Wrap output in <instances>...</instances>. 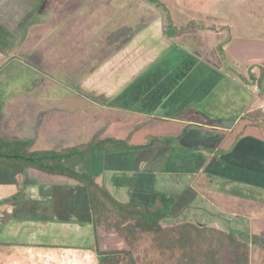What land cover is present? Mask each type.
<instances>
[{"label": "rangeland", "instance_id": "374dc122", "mask_svg": "<svg viewBox=\"0 0 264 264\" xmlns=\"http://www.w3.org/2000/svg\"><path fill=\"white\" fill-rule=\"evenodd\" d=\"M166 24L173 28L169 35L163 33ZM211 30L218 36L209 34ZM231 38L251 42L263 38L260 45H264V0H0V137L2 141H29L26 152L59 150L87 142L96 135L93 132L98 126L130 120L136 113L152 118L176 115L175 107L180 109L188 93H185V83L189 81L185 82V76L179 75L191 63H186L187 53L193 56L195 63L202 57L214 56L222 65V69L216 67L217 70L245 89L249 84L256 98L258 89L251 86L249 74L260 64L238 63L227 54L226 46ZM190 47L192 51L195 48L194 53ZM260 62L264 65L262 60ZM192 71L191 77L199 73L198 67ZM199 80L192 78L193 92ZM192 100L187 106L200 109L202 101ZM258 102L256 99V107L254 104L250 107L253 111L262 104ZM260 108L264 110V104ZM196 111L203 117L188 111L186 117L201 124L204 119L208 121L204 111ZM242 120L237 126L231 124L234 122L226 125L221 120L219 128L231 131L230 134L203 126L186 137V142L198 141L200 150L211 152L218 162L222 161L221 154L240 142L243 137L239 136L240 132L264 140V119ZM224 134L228 137L223 138ZM179 141L185 142V139ZM243 143L247 145L248 139ZM219 145L223 146L220 150ZM96 154L101 153L94 151L83 162L85 166H81L78 157L63 164L94 176L92 167L98 163V159L94 160ZM155 160L158 159L154 157ZM201 168L203 171L194 169L178 182L184 183L185 178L192 184V190L203 193L208 200L215 202L216 197L225 209H241L254 215L249 226L251 234L244 239L251 243L255 242L254 237L264 240V177L250 172L253 182L242 183L233 178L239 175H235L232 167L225 177L208 173L206 164ZM210 170L219 172L214 163ZM4 172L8 178L11 176L9 168ZM13 178L20 184H17L18 192L9 196V200L19 216L21 206L17 208L15 202L21 204L25 194L22 178L23 184L27 180L53 183L61 178L77 182L66 175L33 167H27ZM236 195L243 200L237 201ZM146 235L150 237L151 233L141 236ZM107 239L102 244L98 238L96 248L102 250V245L115 250L127 248L118 235H108ZM255 243L262 245L260 241ZM143 244L145 239L139 243L140 254L145 249ZM95 251L100 257L98 250ZM150 254L148 259L156 263L163 259L155 247Z\"/></svg>", "mask_w": 264, "mask_h": 264}, {"label": "crops", "instance_id": "0c3cea01", "mask_svg": "<svg viewBox=\"0 0 264 264\" xmlns=\"http://www.w3.org/2000/svg\"><path fill=\"white\" fill-rule=\"evenodd\" d=\"M213 33L212 30L209 32L211 35ZM214 36L217 37V33H214ZM253 41L231 38L226 46V53L237 59L238 63L253 61V63L260 64V67L254 66L251 70L259 71L261 67L264 68L263 63L260 62L261 60L264 62V45H260L263 38ZM189 50L192 51V48L190 47ZM200 60L206 61L214 68L222 69V65L220 66L217 63L214 56L211 59L202 57ZM248 90L253 94L254 90H251L249 84ZM257 96L256 98H253V95L251 96L248 104L237 118L225 119L226 125L234 122L231 124L237 126L238 121L242 119H247L246 122L251 118L254 122L264 119V110L259 109L264 104V94L261 96L257 93ZM256 99L259 102L261 101L262 104L257 105V110L253 111L250 107ZM253 107H256L255 104ZM196 109L200 110L193 106L185 110H176V115L172 114L164 118H152L142 113H136L130 120L113 122V125L109 124L107 127L99 128L98 126L93 134L100 135V137L109 136L117 139H127L129 144H144L155 136L174 137L177 140L181 138L185 139V142L179 141L177 145L171 144L165 148L150 150L106 148L103 152L99 151L101 154H96L97 156L94 158V160L98 159V163L92 167L94 169L93 177L117 201L141 209L147 205L150 196L155 191L166 194L167 197L173 199V206L168 211L164 224L167 223V220L174 223L187 220L199 223L208 222L213 227L231 231L243 239L244 236L247 237L248 234H251L249 226L254 215L241 211V209H225L224 206L219 205L216 197H214L216 203L211 198L208 200L203 193L196 189L192 190V184L185 178L184 183L182 181L178 182L186 173H191L194 169L200 168L199 171H201L203 169L201 168L202 164H206V170L209 171L210 169H207V166L210 167L213 163L221 173L219 177H225L227 170L230 171L232 167L235 175H239L233 178L239 179L242 183L244 181L253 182L249 178L250 172L253 171L246 168L248 165L243 164L246 162L247 157H241L242 165L238 163L235 166L226 163V165L224 164L225 168H222V164L210 154L211 152L207 153L203 149L199 152L185 153L181 151L182 148L199 146L198 141L187 143L186 137L198 132L203 126L204 129L215 132L225 131L223 128H219V123L222 122H209L204 119L205 121L201 124V121L195 122L194 120L193 122V119L186 117L189 116L186 113L187 111L197 114ZM198 115L203 117L199 113ZM187 126H189V130L184 137H181L183 128ZM230 132L225 131L226 134H230ZM226 134L223 135V138L228 137ZM239 136H251L263 140L255 135H246L244 132H240ZM178 145L182 148H178ZM220 148H223V146L219 145V150ZM242 148H238V150ZM201 151H204V153L200 154ZM225 154L226 152L222 153L221 157H224L226 162H230ZM154 157L158 160L154 161ZM68 161L75 160L72 158ZM83 162L81 166H85ZM81 169L83 170V168ZM210 171L217 176L218 171ZM4 174V170H0V176L2 177L0 178V264H99V257L95 254L96 249L98 252L115 250L105 248L107 245H102L108 241V235H118L124 245L123 236L119 233L106 232L101 229L97 230L96 233L94 232L91 225L87 190L83 184L68 182L64 178L56 179L53 183L47 181L29 182L27 180L23 184L25 180L22 178L21 186H24L25 194L21 198V204L18 201L15 202L17 208L18 205L21 206V216H19L17 211V214L14 213L16 210H14L15 205L9 200V196L18 192L17 184H20V182L18 183L13 177L8 178ZM256 175L264 177L261 173H256ZM21 189L23 188L21 187ZM235 197L237 201L243 200L240 196L237 197L236 195ZM262 210L264 213V208ZM98 238L101 239L104 250L96 248ZM142 239H145L143 249H147L145 252L149 258L151 256L150 252H153L149 236H142ZM247 240L245 241L249 244L251 252L250 264L251 256L254 260L252 264H256L255 262L264 264L263 245H254L256 241L251 243V240ZM26 254H31V256L27 257ZM262 258L263 261H261Z\"/></svg>", "mask_w": 264, "mask_h": 264}, {"label": "trees", "instance_id": "16d2710c", "mask_svg": "<svg viewBox=\"0 0 264 264\" xmlns=\"http://www.w3.org/2000/svg\"><path fill=\"white\" fill-rule=\"evenodd\" d=\"M170 27H172L170 24H166L163 27V33L169 35L173 30ZM187 55L188 61L186 63H191L184 71H180L179 75L185 76V82L189 81V85L185 83L187 85L185 93H191L185 94L184 99L186 101L180 106V109L175 108L184 110L188 108V102L194 101L192 99L195 98L196 102L202 101L200 109L207 114L206 118L209 122H221V120L237 118L251 99L252 92L230 78L224 77L221 72L206 61L200 60V62L195 63L193 56L189 53ZM197 67L199 69L198 75L196 73L191 77L192 70ZM249 76L251 86L256 85L258 94L262 96L264 94V68L261 67L259 71H251ZM195 77L200 80L196 85L198 88L193 92L195 86L192 83V78ZM188 130L189 126L183 128L181 136L186 134ZM246 139L249 141L247 145L243 143ZM2 140L3 138L0 137V170L9 168L11 177L23 173L27 167H33L48 173L66 175L85 186L94 232L96 233L97 230L101 229L106 232L119 233L123 236L127 246L124 250L99 251V264H250L249 244L244 238H239L231 231L213 227L208 222L199 223L187 220L164 224L166 214L173 206V199L164 193L155 191L144 208H137L117 201L103 185L96 182L91 174L77 172L63 164V161L75 157L85 161L94 151H102L106 148L124 150L165 148L171 144L179 143L177 138L155 136L144 144L135 145L129 144L127 139L109 136L99 138L98 135H94L87 142L59 150L44 149L27 152L25 148L29 147L30 144L27 140H21V143ZM239 141L232 150L225 154L230 162H226L222 157L223 160L219 163L222 162V165L225 163L235 166L238 163L242 165L241 157H247L246 162L243 163L248 165L246 168L264 175V140L244 136ZM242 143L243 145H241ZM177 147L180 148L181 146L178 145ZM241 147H247L243 149L246 151L238 150ZM199 150V146L181 149L185 153ZM259 165L262 167L259 168ZM207 169L210 167L207 166ZM208 173L216 175L210 170ZM217 174L218 176L221 175L220 172ZM147 232L151 233L149 237L151 247H155L160 257L163 258L157 263L151 258L148 259L145 249L142 254L138 252V246L142 239L141 235ZM253 240L260 241L264 247L263 239L257 240L254 237Z\"/></svg>", "mask_w": 264, "mask_h": 264}]
</instances>
